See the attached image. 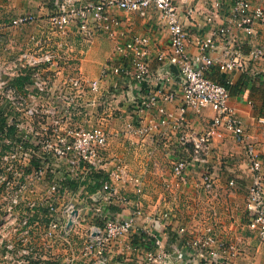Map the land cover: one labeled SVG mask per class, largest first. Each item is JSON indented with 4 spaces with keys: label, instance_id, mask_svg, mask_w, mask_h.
Masks as SVG:
<instances>
[{
    "label": "built area",
    "instance_id": "2783aa9c",
    "mask_svg": "<svg viewBox=\"0 0 264 264\" xmlns=\"http://www.w3.org/2000/svg\"><path fill=\"white\" fill-rule=\"evenodd\" d=\"M177 1L41 0L36 12L29 11L13 20L15 25L21 27L36 24L41 20L39 12L45 10L48 13L49 11L45 18L46 26L41 28V34L34 40L38 48L37 52L33 55H23L22 68L69 66L72 61L77 60L69 51L70 45L65 41L70 30L73 29L79 37L86 40L91 39L99 31L113 36L115 26L119 23L113 13L114 10L128 12H138L148 8L158 10L169 31L171 43L169 57L161 55L160 59H166L179 69L183 78L181 105L178 107L177 114L168 111L162 105L163 101L173 100L175 95L162 93V89L159 88L161 75L154 77L150 72L147 61L148 38L133 35L117 48L126 65L111 68L114 74H120L132 80L139 90L138 99L134 100V120L136 121L130 123L128 128L131 133L140 137L142 144H145L150 134L172 122L173 127L179 131V146L188 153L187 158L174 163L172 175L177 183L185 184L189 179V169L200 167L201 178L196 180L195 185L205 191H211L214 186L212 172L208 167L213 142L223 139L225 131H228L237 141L244 143L250 168L254 174L246 203L247 226L251 233L257 235L264 244V165L260 157L264 148L259 150L255 145L245 141L241 121L236 110L230 106L229 86L207 76V72L214 64L208 51L217 47L215 40L212 38L201 40L200 53L196 56L189 54L187 42L190 35L182 22ZM257 1L258 4H253L252 0H235L232 9V22L248 35L254 34L255 24L264 25V0ZM215 13L218 15V12ZM212 19L213 17H209L210 21ZM219 30L222 35L230 37L231 44L237 41L230 25L219 27ZM53 41L55 46L50 44ZM226 54H228L226 58L218 61L221 70L231 72L245 69L246 62L239 50L227 51ZM249 57L253 62L264 58V47L254 45ZM33 82L38 84L34 79ZM63 84L62 91L22 95L15 88L8 86L7 82L0 83L1 86H6H3L5 95L11 102L10 107H13L16 112L19 110L20 115L30 119L43 113L49 120L40 126L32 124L24 126L13 114L9 115V121L16 122L18 134L22 140L14 142L13 145L9 139H6V143L12 146L0 157V160L8 165L6 169L17 182L14 189H7L1 193L2 198L9 202L5 216L14 215L18 217L20 225L32 226L33 229L41 227L42 218H47L46 237L53 243L68 244L66 263L57 259H48L43 264H77V261L79 264L81 260L84 264H108L107 253L110 247L126 237L131 240L125 246L126 250H139L143 253L138 264H170L168 254L160 250L161 244L155 228L147 222L146 225L140 224V219L144 215L140 202L134 204L128 216L112 212L111 207L115 205L129 209L130 200L121 192L120 185H131L136 193L141 195L142 179L133 175L127 165L120 160L115 161L111 168L106 170L108 164H111L105 157L110 143V133L104 125L86 128L76 123L80 116L87 115L86 106L79 99L80 91L85 87L86 81L76 68L73 73L64 78ZM89 86L96 91L98 82H90ZM143 89H147V92L142 93ZM36 96L45 101V104H42L45 107L41 109L37 107L39 105L35 102ZM53 96L56 98L53 99ZM23 101H29L26 103L30 106L21 111L17 105L22 104ZM206 108L214 112L207 128L201 133L190 131L187 127L188 109H193L199 114ZM151 111L156 112L158 117L145 121L143 113H151ZM262 126L264 128V119ZM33 161L39 164L27 171V167L32 165ZM64 167L66 168L64 174L58 177ZM66 174L78 181H84L88 175L92 174H103L107 178L101 180L96 192L84 195L81 186L77 191H72L63 185ZM40 180H48L49 196L44 201H28L26 209H30L31 213L26 219L21 212V191L34 181ZM12 183L11 181L3 182L0 192L5 188V184ZM70 194L76 200L65 202V198ZM40 206L46 207L45 215L40 211ZM37 212L39 218L31 221V214ZM162 215L168 216L167 213ZM4 220L0 223L2 228H5ZM211 225L205 228L203 234L184 227L179 228L178 232L183 235L184 247L193 251L192 253L196 254L203 264H234L233 259L239 254V248L234 243L218 238ZM82 228L86 229L85 232L79 233V229ZM138 232L147 235L148 238L145 241L153 245L152 249L146 245L133 244L132 237ZM76 233L77 237H72ZM1 242L4 243L2 240Z\"/></svg>",
    "mask_w": 264,
    "mask_h": 264
},
{
    "label": "crops",
    "instance_id": "0c3cea01",
    "mask_svg": "<svg viewBox=\"0 0 264 264\" xmlns=\"http://www.w3.org/2000/svg\"><path fill=\"white\" fill-rule=\"evenodd\" d=\"M252 2L258 4L257 0ZM234 3L235 0L177 1L182 22L190 35L187 42L189 54L196 56L200 53L201 40H215L217 47L208 51L214 64L207 76L229 86L230 106L236 110L241 121L245 141L261 150L264 148V58L253 62L249 53L254 45L264 47V25L255 24L252 35L236 27L231 20ZM40 4L41 0H0V69L22 68L23 55L31 54L36 46L34 40L41 34V28L46 26L45 18L49 11H40L41 20L36 24L21 27L15 25L13 20L29 11L36 12ZM113 13L119 21L113 36L99 31L86 40L72 29L65 38L70 45L69 51L77 59L66 68L73 69L71 73L77 68L86 81L79 99L85 104L87 115L80 116L76 123L86 128L104 125L110 133L105 157L111 164H108L106 170L120 160L143 182L141 195L131 185H120L121 192L130 200L129 209L115 205L112 212L128 216L134 204L140 202L144 212L140 224L146 225L147 222L155 228L161 244L160 250L168 254L170 264H203L193 251L184 247L183 235L178 230L184 227L203 234L210 224L218 238L234 243L239 248V254L233 259L234 264H264V244L247 226L246 203L254 174L244 143L237 141L228 131H225L223 139L213 142L208 167L212 172L214 186L211 191H205L195 185L196 180L201 178L200 167L189 169V179L185 184L177 183L172 175L174 163L188 157V153L179 146V131L173 127L172 122L150 134L145 144L141 143L139 136L131 133L128 125L136 121L134 100L138 99L139 90L128 77L111 71L112 67L126 65L117 50L118 46L133 35L148 38L147 61L150 72L154 77L161 75L159 88L162 93L175 95L173 100L162 102L168 111L175 114L181 105L183 78L178 67L166 59H160L161 55L169 57L171 43L169 31L158 10H114ZM209 17L213 19L210 21ZM229 25L237 40L232 44L230 37L222 35L219 30V27ZM54 43L50 42L55 46ZM235 49L243 55L245 69L231 72L221 70L218 61L228 56L227 51ZM17 74H3L0 83L5 81L11 86L10 80ZM93 81L98 82L96 91L89 86ZM3 86L0 85V109L11 115L15 113L14 108L10 107L11 102L5 95L6 86ZM141 92L146 93L147 89ZM35 100L37 103L42 98L36 96ZM143 116L145 121L158 117L154 111L143 113ZM186 116L188 129L201 133L211 122L214 112L206 108L198 114L188 109ZM260 157L264 165V152H261ZM163 213L168 216H163ZM130 242L126 237L112 245L107 253L108 264H138L143 253L139 250H126L125 246ZM79 264L84 263L81 260Z\"/></svg>",
    "mask_w": 264,
    "mask_h": 264
},
{
    "label": "rangeland",
    "instance_id": "374dc122",
    "mask_svg": "<svg viewBox=\"0 0 264 264\" xmlns=\"http://www.w3.org/2000/svg\"><path fill=\"white\" fill-rule=\"evenodd\" d=\"M37 46H34L31 55L37 52ZM31 50V49H29ZM40 54V53H39ZM20 69H0V81L3 78V74L12 75L15 72H18ZM73 69L70 68H57V67H48V68H35L32 69L33 74L32 78L38 84L34 83L29 86V90L27 93L39 94L46 91H62L63 90V82L64 78L72 72ZM22 95L26 93H21ZM1 96V92H0ZM29 102V101H26ZM25 101L22 104L17 105L21 111L27 109L30 105H27ZM37 106L39 109L45 106H41L45 104L44 100H39ZM40 103V104H39ZM15 111V109H14ZM18 112V113H17ZM15 111L13 114L14 117L18 119V121L24 125H36L40 126L41 124L47 123L46 115L43 113H39L37 117L34 119H30L25 115H20L19 110ZM24 113V112H23ZM17 121V120H16ZM49 121V120H48ZM4 144L9 145L4 141ZM1 149V143H0ZM11 148H8L9 151ZM7 164L0 160V187L3 186V182L11 181L12 184H5V188L0 192V223L5 219V228L0 227V264H43V262L48 259L60 260L61 262L66 263L65 259L67 256V252L69 247L61 242L53 243L46 237V222L42 219L41 227L33 229L32 226L26 227V225H20L18 223V217H14V215L9 216L8 214L5 216L6 208L8 207V201H5L1 193L6 191L7 189H14L16 185V180L13 175L8 172ZM66 168L58 174V177H61L64 174ZM12 177V179H10ZM48 180H40L34 181L25 189H22V204H21V212L23 217L28 219L27 213V202L28 201H44L47 196H49L48 191ZM74 197L72 194L68 195L65 198V202H69L73 200ZM76 200V199H74ZM74 202V201H73ZM17 215L19 216V209ZM28 215V216H27ZM15 218L17 220H15ZM87 226V225H86ZM86 229H79V233L85 232ZM72 237H77V233L73 234ZM1 240L4 242L2 243ZM79 246V244L77 245ZM66 250V251H64Z\"/></svg>",
    "mask_w": 264,
    "mask_h": 264
},
{
    "label": "trees",
    "instance_id": "16d2710c",
    "mask_svg": "<svg viewBox=\"0 0 264 264\" xmlns=\"http://www.w3.org/2000/svg\"><path fill=\"white\" fill-rule=\"evenodd\" d=\"M34 69L33 67H24L21 70L18 71V74L15 77H12L10 80V85L16 89V91L20 93H27L29 90V86L33 84V78L32 74ZM12 115V114H11ZM9 115L5 114L0 109V143H1V152L0 157L2 156L3 152L8 150V148H11L12 144L14 145V142L22 140L20 138V135L18 134V129L16 127V122H10L9 121ZM6 139H9L12 144L6 145L4 144V141ZM39 163L36 161H33L32 165L27 167V171H30L32 167L37 166ZM67 175V174H66ZM106 175L103 174H92L88 175L84 181H78L76 179H71L68 175L63 180V185L72 191H77L78 188H83L84 195H90L96 192L101 184V180L106 179ZM51 180V177L49 178ZM40 211L45 215L47 213V209L44 206L39 207ZM28 214L30 215L31 210L27 209ZM111 210H115L114 206L111 207ZM114 212V211H113ZM39 218V213L31 214V221L36 220ZM45 222L48 221L47 218H42ZM147 235L143 232H138L133 235L132 242L133 244L140 245V246H148L149 249L153 248V245L149 242L145 241L147 239Z\"/></svg>",
    "mask_w": 264,
    "mask_h": 264
}]
</instances>
